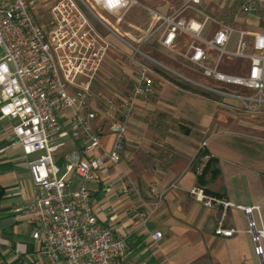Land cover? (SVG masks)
<instances>
[{
	"label": "crops",
	"instance_id": "0c3cea01",
	"mask_svg": "<svg viewBox=\"0 0 264 264\" xmlns=\"http://www.w3.org/2000/svg\"><path fill=\"white\" fill-rule=\"evenodd\" d=\"M137 1L168 15L188 0ZM200 6L235 30L245 32L246 39L264 33L260 26L264 7L253 14L238 13L234 18L231 13L238 9L239 0H202ZM131 16H140L141 20L134 21ZM101 17L108 28L98 25L96 29L110 47L92 82L91 93L97 115L93 124L102 131L105 148L109 149L114 140L109 131L111 120L135 82L127 61L128 44L139 46L150 58L146 64L156 70L152 94L133 105L121 162H106L91 183L90 204L98 222L112 226L115 236L123 239L126 264H259L247 218L239 210L229 209L223 227L235 232L230 237L217 236L214 230L220 211L196 202L188 190L199 185L208 195L239 206L262 203L264 105L257 113H245L236 100L202 87L219 86L216 82L210 85L204 75L200 79L185 76L175 62L182 58L193 65L184 57L188 37L179 36L171 48L163 47L154 17L140 6L133 7L121 23L107 14ZM216 29L209 23L203 36L211 38ZM234 35L230 50L238 39V34ZM213 55L216 52L211 51L208 67L215 65ZM12 126L13 121L0 114V264H45L46 259L39 255L41 243L30 236L31 224L16 213L19 206L32 199L27 163L34 157H25L19 146H12ZM203 141L206 145L199 152ZM54 145L55 162L75 154L81 158L97 154L96 150L85 152L81 140L68 136H58ZM207 160H212L210 170L216 173L208 171L197 177L195 166ZM69 176L76 184L77 177ZM123 178L137 194H119L110 187ZM157 232L162 237L155 240Z\"/></svg>",
	"mask_w": 264,
	"mask_h": 264
},
{
	"label": "built area",
	"instance_id": "2783aa9c",
	"mask_svg": "<svg viewBox=\"0 0 264 264\" xmlns=\"http://www.w3.org/2000/svg\"><path fill=\"white\" fill-rule=\"evenodd\" d=\"M91 1L116 23H121L133 7L140 6L154 17L163 47L171 48L179 36L188 37L184 57L202 75L219 84L202 86L208 92L236 100L241 104L240 110L248 114L257 113L264 105V33H254L247 42L245 32L202 10V0H188L168 15L137 0ZM40 7L44 8L43 23L37 13ZM263 7L264 0H239L238 9L231 15L235 18L238 13L253 14ZM89 14L108 28L85 0H0V114L13 121L12 146H19L25 157H34L27 163L32 199L19 206L16 213L31 224L30 236L41 243L39 255L46 259L45 264H126L123 239L115 236L112 226L100 224L91 209V183L106 162H121L127 121L135 101L152 94L153 70L146 64L150 58L139 46L128 44L127 61L135 82L111 120L109 131L114 140L109 149L105 148L102 131L93 124L97 115L91 85L110 44L91 23ZM209 23L217 29L211 38H206L203 33ZM234 34H238V39L230 50L228 45ZM211 51L216 52L212 68L206 65ZM223 58L246 59V72H220L218 65ZM227 86L248 93L244 95ZM58 136L81 140L85 152L96 150L97 154L88 158L78 154L66 157L62 172L53 156ZM205 145L203 141L199 152ZM205 167L206 161L195 166L197 177L202 176ZM70 174L77 177L76 184ZM110 187L119 194H137L124 178ZM188 194L204 207L220 211L214 230L217 236H232L235 230L223 227L224 218L229 209L239 210L247 218L254 253L264 264V192L262 203L254 206H239L208 195L199 185L190 188ZM161 237L160 232L153 235L155 240Z\"/></svg>",
	"mask_w": 264,
	"mask_h": 264
},
{
	"label": "rangeland",
	"instance_id": "374dc122",
	"mask_svg": "<svg viewBox=\"0 0 264 264\" xmlns=\"http://www.w3.org/2000/svg\"><path fill=\"white\" fill-rule=\"evenodd\" d=\"M85 1L87 2L88 6L93 10V12L95 14H97V15L99 14L100 16H104L105 15V13L103 11H101V10H99L96 7L93 6V3H92L91 0H85ZM37 13L40 15V21L43 23V21H42V20H44V16L43 15H45L44 14V8H42V7L38 8L37 9ZM88 17H89L91 23L95 27H98V25H101V24L98 23V21L91 14H89ZM132 17L133 16H131V18ZM136 17L137 18L133 17L134 21H139V19L141 20L140 16H136ZM260 26L263 29L261 32H264V21L263 20L260 21ZM235 37L236 36L234 35V38ZM246 41L247 42L250 41V38H247ZM215 57H216V55H213V59H216ZM162 60H164V59H162ZM175 66L179 67L180 70L185 74V76H187L189 78L200 79V77L202 75V72L197 67L188 64L182 58L181 59L177 58V61L175 62ZM247 66H248V61L246 59H235V58L228 59V58H223L221 60V62L219 63V65H218V70L220 69L221 71H223L225 73H230V74H233V75H242L245 72ZM209 67L212 68L213 65H211ZM153 70H156V68L153 67ZM207 81L210 82V85H215L216 84L212 80V78H209ZM237 90L240 93L244 94V95H247V93H248V92H246L243 89H237ZM106 109H107V107H106ZM117 109H119V107ZM64 162H65V160L63 158H61V157L56 161V165L61 169V171H63ZM261 245H262V249H263V253H264V240H261Z\"/></svg>",
	"mask_w": 264,
	"mask_h": 264
},
{
	"label": "trees",
	"instance_id": "16d2710c",
	"mask_svg": "<svg viewBox=\"0 0 264 264\" xmlns=\"http://www.w3.org/2000/svg\"><path fill=\"white\" fill-rule=\"evenodd\" d=\"M211 161H212V160H207V162H206V167H205V169H204L203 174H202L201 177H203V175H204L206 172H208V171H210L211 174H215V173H216V170H214V169L210 170V164H211Z\"/></svg>",
	"mask_w": 264,
	"mask_h": 264
}]
</instances>
